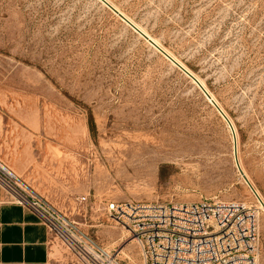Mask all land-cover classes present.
Here are the masks:
<instances>
[{
  "label": "rangeland",
  "instance_id": "obj_1",
  "mask_svg": "<svg viewBox=\"0 0 264 264\" xmlns=\"http://www.w3.org/2000/svg\"><path fill=\"white\" fill-rule=\"evenodd\" d=\"M235 147L264 203V0H0V162L125 264L142 250L107 204L202 198L257 211L264 264Z\"/></svg>",
  "mask_w": 264,
  "mask_h": 264
},
{
  "label": "built area",
  "instance_id": "obj_2",
  "mask_svg": "<svg viewBox=\"0 0 264 264\" xmlns=\"http://www.w3.org/2000/svg\"><path fill=\"white\" fill-rule=\"evenodd\" d=\"M0 184L26 205L64 246L69 264H125L52 204L23 188L19 178ZM86 200V199H85ZM107 217L142 250L143 264H259L260 219L247 203L202 198L198 202L109 203ZM130 261V258H127Z\"/></svg>",
  "mask_w": 264,
  "mask_h": 264
},
{
  "label": "crops",
  "instance_id": "obj_3",
  "mask_svg": "<svg viewBox=\"0 0 264 264\" xmlns=\"http://www.w3.org/2000/svg\"><path fill=\"white\" fill-rule=\"evenodd\" d=\"M38 148L24 147L23 160L27 167L31 168L34 165L35 152H39ZM43 148V151L50 152L46 149L48 147ZM37 157L41 158L42 155L39 154ZM45 157L50 163L51 155L46 154ZM12 167L17 171L11 170L19 177L23 174L22 165L13 163L8 168ZM68 262L70 263V259L66 249L54 239L36 213L26 205L18 204L14 195L0 184V264H68Z\"/></svg>",
  "mask_w": 264,
  "mask_h": 264
},
{
  "label": "water",
  "instance_id": "obj_4",
  "mask_svg": "<svg viewBox=\"0 0 264 264\" xmlns=\"http://www.w3.org/2000/svg\"><path fill=\"white\" fill-rule=\"evenodd\" d=\"M111 9H113L111 7ZM113 11L121 18L123 19L126 23H128L133 29H135L136 31H138L140 33L141 36H143L145 39H147L152 45L156 46V44L151 41L144 33H142L141 31H139L134 25H132L126 18L123 17V15H121L118 11H116L115 9H113ZM157 47V46H156ZM164 53V52H163ZM197 83L198 81L195 80ZM206 97L208 98V100L216 107V109L218 110V112L221 114V116L227 121V123L229 124V126L231 127V123L228 120V118L224 115V113L217 107V105L213 102L212 98L210 95H208L205 92ZM235 160H236V164L238 167V170L240 172L241 177L243 178V180L245 181V183L248 185V187L251 189V191L253 192V194L255 195V197L257 198V200L260 202V204L262 205V207L264 208V203L262 202V200L260 199V197L258 196L257 192L254 190V188L252 187V185L250 184L249 180L247 179L246 175L243 173V171L240 168L239 162H238V156H237V147H235Z\"/></svg>",
  "mask_w": 264,
  "mask_h": 264
},
{
  "label": "bare ground",
  "instance_id": "obj_5",
  "mask_svg": "<svg viewBox=\"0 0 264 264\" xmlns=\"http://www.w3.org/2000/svg\"><path fill=\"white\" fill-rule=\"evenodd\" d=\"M146 34V33H145ZM147 35V34H146ZM148 36V35H147ZM149 38H150V40L151 41H153L156 45H158V43L155 41V40H153L150 36H148ZM180 64V63H179ZM181 65V64H180ZM197 80L200 82V80L197 78ZM201 84H202V82H200ZM203 85V87H204V84H202ZM212 97V96H211ZM213 99H214V97H212ZM0 170H2L4 173H6L8 176H10V177H13V176H15V174L9 169V168H7L5 165H3L1 162H0ZM14 178V177H13ZM132 242L134 241V240H131ZM134 242H136V241H134ZM137 243V242H136Z\"/></svg>",
  "mask_w": 264,
  "mask_h": 264
}]
</instances>
